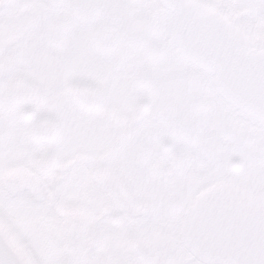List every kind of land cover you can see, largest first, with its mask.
<instances>
[{"label":"snow or ice","instance_id":"snow-or-ice-1","mask_svg":"<svg viewBox=\"0 0 264 264\" xmlns=\"http://www.w3.org/2000/svg\"><path fill=\"white\" fill-rule=\"evenodd\" d=\"M0 264H264V0H0Z\"/></svg>","mask_w":264,"mask_h":264}]
</instances>
